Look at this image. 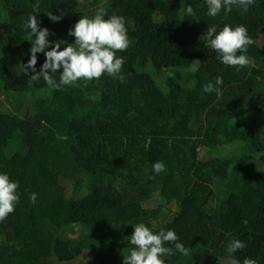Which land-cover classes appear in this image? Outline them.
<instances>
[{
    "label": "trees",
    "instance_id": "1",
    "mask_svg": "<svg viewBox=\"0 0 264 264\" xmlns=\"http://www.w3.org/2000/svg\"><path fill=\"white\" fill-rule=\"evenodd\" d=\"M34 2L0 0V171L19 182L0 220V264H124L137 222L184 244L165 264H230L233 238L245 245L237 259L264 264V0L216 17L204 0H40L49 40L72 43L68 29L97 8L123 16L128 33L121 75L60 89L23 71ZM225 23L254 41L239 71L199 39ZM217 75L219 97L201 87Z\"/></svg>",
    "mask_w": 264,
    "mask_h": 264
},
{
    "label": "clouds",
    "instance_id": "2",
    "mask_svg": "<svg viewBox=\"0 0 264 264\" xmlns=\"http://www.w3.org/2000/svg\"><path fill=\"white\" fill-rule=\"evenodd\" d=\"M253 3L254 0H204L206 14L209 17H216L222 10L227 15L233 6L247 11ZM37 13H40V0H35L32 4V13L22 25L28 32L30 43L23 71L26 74L31 73L29 75L31 80L37 81L42 78L49 89H60L62 86L74 85L81 79L90 81L100 78L101 75L110 77L121 75L124 60L123 57L117 56L116 52L125 50L129 45L123 16L112 14L105 18L103 8H97L95 14L91 16L81 15L68 29V35L73 37V42L65 44L62 39H48L49 29L39 26L36 20ZM46 14L53 22L61 18L52 12ZM183 14L189 17L194 14L190 3L184 5ZM199 39L204 47L215 52L216 59L224 66L235 67L239 71L249 63L247 48L254 41L243 24L232 26L225 23L222 27L216 24L207 25ZM38 53H42L44 57L39 70L36 68ZM57 72L58 80L51 75ZM222 83V77L217 75L213 81L201 87L205 93H215L219 97ZM151 169L152 173L158 174L164 171L165 165L157 160L152 163ZM18 187V181L11 179L7 172L0 171V220L14 211L19 201ZM29 199L35 202L36 194L30 193ZM131 225L133 231L127 237V243L131 247L127 255L123 256L124 264H165L166 258L174 253L187 255L186 247L179 241L173 229L162 227L154 231L144 222ZM243 247L245 245L240 239L233 238L228 241L226 253L230 264H257L254 259L245 257L241 261L233 255Z\"/></svg>",
    "mask_w": 264,
    "mask_h": 264
},
{
    "label": "rangeland",
    "instance_id": "3",
    "mask_svg": "<svg viewBox=\"0 0 264 264\" xmlns=\"http://www.w3.org/2000/svg\"><path fill=\"white\" fill-rule=\"evenodd\" d=\"M153 3H154V1H150V2H147V7L149 8V10L151 9V7L153 6ZM262 35V34H261ZM260 35V36H261ZM256 43H258L259 44V46H261V47H264V43L262 42V36H261V38H259L257 41H256ZM3 103H5L2 99H0ZM6 104V103H5ZM4 107V106H3ZM4 109H6V108H3V110ZM59 183L62 185L63 183H64V179H62V178H59ZM68 191H69V189H68ZM153 205V203L152 202H150V203H146V206L147 207H150V206H152ZM64 264H80V263H78V261H74V262H72V263H64Z\"/></svg>",
    "mask_w": 264,
    "mask_h": 264
}]
</instances>
